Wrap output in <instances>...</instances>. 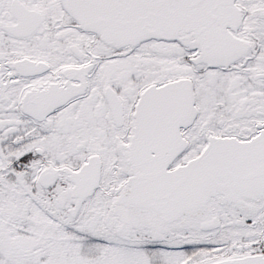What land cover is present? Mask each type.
Returning a JSON list of instances; mask_svg holds the SVG:
<instances>
[{"label": "snow or ice", "instance_id": "1", "mask_svg": "<svg viewBox=\"0 0 264 264\" xmlns=\"http://www.w3.org/2000/svg\"><path fill=\"white\" fill-rule=\"evenodd\" d=\"M0 264H264V0H0Z\"/></svg>", "mask_w": 264, "mask_h": 264}]
</instances>
